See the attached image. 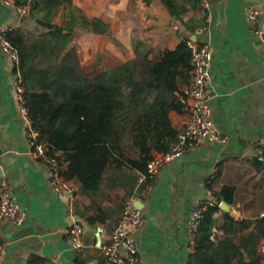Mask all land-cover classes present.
I'll list each match as a JSON object with an SVG mask.
<instances>
[{"label": "crops", "instance_id": "1", "mask_svg": "<svg viewBox=\"0 0 264 264\" xmlns=\"http://www.w3.org/2000/svg\"><path fill=\"white\" fill-rule=\"evenodd\" d=\"M73 2L88 16L105 19L112 31L103 34L78 28L77 51L87 76L134 58L135 38L149 44L156 54L175 48L183 34H190L184 24L190 20L206 21L201 32L195 26L192 39L209 42L214 48L213 120L229 135V141L221 144L206 138L163 165L149 181L138 201L145 226L134 231L143 264H184L193 252L188 226L191 211L200 201H215V192L224 185L235 186L233 202L220 201L224 211L239 220L264 217V35L254 31L247 15L259 0H200L197 7L178 0L187 9L180 17L172 15L161 0ZM26 22L27 15L0 0V26L17 29ZM259 27L264 30V14ZM14 65L0 45V184L3 179L9 181L27 212L20 226L4 222V264H87L91 258L102 259L101 245L110 239L125 200L138 188L140 172L111 164L93 196L79 191L59 196L44 165L31 153ZM190 87L183 86L185 91ZM172 117L181 130L188 113H172ZM65 167V177L78 182L75 170L68 163ZM102 213L106 220L91 221ZM75 222L84 227L81 252L66 237ZM255 225L249 228L257 231ZM242 232L238 231L237 240ZM259 236L257 253L264 264V235Z\"/></svg>", "mask_w": 264, "mask_h": 264}, {"label": "trees", "instance_id": "2", "mask_svg": "<svg viewBox=\"0 0 264 264\" xmlns=\"http://www.w3.org/2000/svg\"><path fill=\"white\" fill-rule=\"evenodd\" d=\"M14 1L30 10L29 22L5 32L19 53L13 72L19 76L24 104L41 133L40 140L75 170L79 192L89 196L98 192L111 164L146 172L153 151L165 152L178 140L180 130L172 113L185 112L183 86L193 83L187 41L195 26H205L206 21L184 22L190 34H183L175 48H165L160 54L135 38L134 58L87 76L80 64L75 33L84 27L110 34L107 21L88 16L73 0ZM161 1L174 16L187 10L178 0ZM186 1L194 7L200 2ZM61 10L64 17L59 22ZM234 192V185L215 192V205L203 212L194 251L184 264H260L257 246L259 235H264V217L239 220L224 211L220 201L232 203ZM217 212L219 217H215ZM97 220H106L104 213L91 218ZM253 222L258 232L249 228Z\"/></svg>", "mask_w": 264, "mask_h": 264}, {"label": "built area", "instance_id": "3", "mask_svg": "<svg viewBox=\"0 0 264 264\" xmlns=\"http://www.w3.org/2000/svg\"><path fill=\"white\" fill-rule=\"evenodd\" d=\"M6 2L24 15L29 13L30 7L27 5L17 6L14 0H6ZM263 3L264 0H259V4L249 7L247 15L254 26V31L264 35V30L259 27L264 14ZM8 29L10 28L6 25L0 26V45L16 63L19 60V53L5 37V32ZM202 30L203 27L197 28V33ZM187 44L192 54L193 83L190 89L186 91V97H183L182 100L188 118L179 131L177 142L167 151L154 155L148 162L146 172L139 174L138 188L125 200L122 215L110 239L101 245L102 259L91 258L87 260V264H143L134 231H142L145 226L144 214L138 206V201L143 192L148 189L149 181L155 177L163 165L199 145L204 139L208 138L221 144H226L229 141V135L217 128L213 120L212 101L215 89L212 82L211 67L214 48L211 43L198 42L196 39L188 40ZM23 92L24 89L19 86L18 93L22 103V112L27 122L31 153L35 159L44 165L48 181L55 192L61 197L72 196L79 191V183L70 181L65 177L63 173L65 165L60 153H50L46 143L40 140L41 133L34 127L29 116L24 104ZM212 205H215V201L203 200L197 203L191 211L188 223L191 246L195 242L203 212ZM262 215L264 216V212ZM26 216L27 212L13 194L9 181L3 179L0 184V264H4L7 249L4 222L9 221L14 226H20L24 223ZM83 231L84 227L79 222L73 223L66 230L67 240L78 252L84 248L81 238ZM192 250L194 251L193 246Z\"/></svg>", "mask_w": 264, "mask_h": 264}, {"label": "rangeland", "instance_id": "4", "mask_svg": "<svg viewBox=\"0 0 264 264\" xmlns=\"http://www.w3.org/2000/svg\"><path fill=\"white\" fill-rule=\"evenodd\" d=\"M64 14L63 13H61V11L59 12V14H58V16H57V21H59V22H62V20H63V16ZM78 30V29H77ZM75 35H76V42H77V31H76V33H75ZM76 49H77V45H76ZM78 52V51H77ZM78 56H79V54H78ZM79 59H80V57H79ZM80 64H81V66H82V63H81V59H80ZM86 65H90V62H86L85 63ZM83 68V67H82Z\"/></svg>", "mask_w": 264, "mask_h": 264}]
</instances>
